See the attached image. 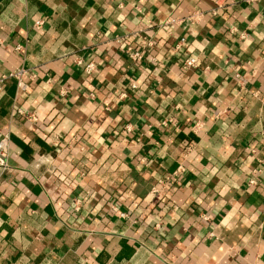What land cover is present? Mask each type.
Returning <instances> with one entry per match:
<instances>
[{"label":"crops","instance_id":"1","mask_svg":"<svg viewBox=\"0 0 264 264\" xmlns=\"http://www.w3.org/2000/svg\"><path fill=\"white\" fill-rule=\"evenodd\" d=\"M2 78L0 264H264V0H0Z\"/></svg>","mask_w":264,"mask_h":264},{"label":"built area","instance_id":"2","mask_svg":"<svg viewBox=\"0 0 264 264\" xmlns=\"http://www.w3.org/2000/svg\"><path fill=\"white\" fill-rule=\"evenodd\" d=\"M216 2H218V0H216ZM41 24H42V22L38 21V25H41ZM125 45L127 46L126 52H127L129 58L132 61L137 62V61H140V60L143 59L144 51L137 50V49L131 47L130 45L127 44V42H125ZM22 48H23L22 45H18L16 47V49H18V50H21ZM196 62H197V59L196 58H192V59L186 60L185 63L188 66H193V65L196 64ZM86 71L89 74H91L92 71H93V65L91 64V65L87 66ZM26 73H27V70L25 68H21L18 71L12 72L10 74V76L17 78L19 89H25L26 88V85H25V83H24V81L22 79L24 74H26ZM3 79L4 78H2L0 80V89H1V85H2ZM17 111H18L19 114L29 118L31 121L36 119L32 115L26 114V112L23 109L19 108ZM9 149H10V135H9V133L4 132V130L2 128V125H1V122H0V169L2 170L3 173L10 169V165H9ZM259 171L260 170L256 168L254 170V173L256 174ZM250 182L255 184L256 180L252 179Z\"/></svg>","mask_w":264,"mask_h":264}]
</instances>
